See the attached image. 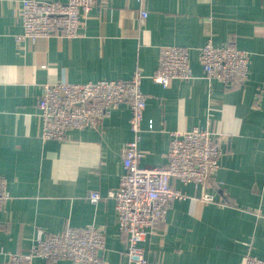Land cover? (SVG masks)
I'll return each instance as SVG.
<instances>
[{
    "label": "crops",
    "instance_id": "obj_1",
    "mask_svg": "<svg viewBox=\"0 0 264 264\" xmlns=\"http://www.w3.org/2000/svg\"><path fill=\"white\" fill-rule=\"evenodd\" d=\"M22 1L0 0V175L10 192L0 210V264L26 252L38 229L52 234L88 225L104 232L103 263L127 264L114 201L106 196L124 173L121 148L132 138L128 106L96 128L43 141L37 103L44 84L129 80L136 70L146 96L140 166L166 163L171 132L199 127L223 137L216 181L204 189L215 202H202L200 189L174 182L187 198L172 203L165 224L140 242L145 257L241 264L251 243L253 254L264 258V0H145L143 24L136 0L98 1L80 37L18 44ZM208 40L248 53L242 86L203 77L198 57ZM167 46L189 49L194 79L173 80L167 88L151 80ZM91 191L102 196L97 205L87 199Z\"/></svg>",
    "mask_w": 264,
    "mask_h": 264
},
{
    "label": "built area",
    "instance_id": "obj_2",
    "mask_svg": "<svg viewBox=\"0 0 264 264\" xmlns=\"http://www.w3.org/2000/svg\"><path fill=\"white\" fill-rule=\"evenodd\" d=\"M98 1L111 0H23L18 11L22 32L16 36V42L34 43L52 36L80 37L88 14ZM136 2L140 7L137 21L143 24L148 16L145 0ZM189 53L186 47H161L158 69L151 80L167 88L173 80L194 79ZM198 63L207 81L242 86L247 79L249 55L233 45L216 47L208 40L199 50ZM142 79V73L136 70L129 80L44 84L37 103V117L43 141H62L68 132L96 128L112 111L123 104L128 106L132 138L121 148L124 173L118 187L106 197L114 201L118 229L126 240L127 264H164L148 260L139 244L147 234L165 224L172 203L187 198L174 187V182L200 189L202 202H215L213 195L204 189L216 181L223 137L199 127L171 132L166 163L153 168L140 166L143 153L138 145L146 108ZM9 198L7 180L0 175V210ZM87 199L97 205L102 196L91 191ZM104 236L103 230L93 225L66 226L60 233L52 234L38 229L30 248L24 253L11 254L7 264H35L36 259L44 264L60 260L71 264H104L99 256L104 249ZM246 246L241 264H264V258L253 254L252 244Z\"/></svg>",
    "mask_w": 264,
    "mask_h": 264
},
{
    "label": "bare ground",
    "instance_id": "obj_3",
    "mask_svg": "<svg viewBox=\"0 0 264 264\" xmlns=\"http://www.w3.org/2000/svg\"><path fill=\"white\" fill-rule=\"evenodd\" d=\"M99 254H100V252H99ZM100 256V255H99Z\"/></svg>",
    "mask_w": 264,
    "mask_h": 264
}]
</instances>
